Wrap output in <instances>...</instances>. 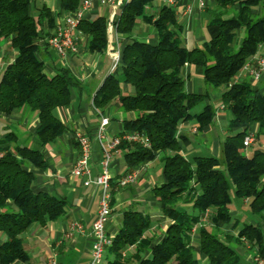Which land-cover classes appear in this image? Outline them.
<instances>
[{"label": "trees", "instance_id": "obj_1", "mask_svg": "<svg viewBox=\"0 0 264 264\" xmlns=\"http://www.w3.org/2000/svg\"><path fill=\"white\" fill-rule=\"evenodd\" d=\"M36 1L0 0V39L16 49L14 59L0 74V112L10 114L25 108L38 119L34 131L37 147L18 143L14 132L0 138V232L5 234L0 264L28 259L22 233L33 223L44 225L58 219L67 209L64 197L31 188L34 175L30 166H46L39 147L52 143L64 129L55 109L69 104L72 88L79 86L66 68L45 73L43 61L37 57V39L46 36L47 40L50 33L42 25L46 20L52 26L54 18ZM82 1L61 0V8L70 13ZM154 1L121 3L112 22L115 30L129 34L140 18L156 31L157 41L127 42L113 73L96 90L93 104L103 111L118 101L123 112L133 113L122 120L120 136L139 132L148 137L149 147L125 139L116 146L127 170L153 158L157 151L162 153L164 180L152 191L169 223L161 239L151 244L152 238L145 235L153 225L150 216L138 210L124 211L118 232L98 264H128L131 259L136 264H257L245 259L241 249L252 252V258L264 259V146L253 145L247 154L243 138L252 123L257 124L253 142L264 135V93L235 77L246 63H253V56L264 46V0H213L205 7L208 40L194 48L184 46L173 6L163 4L154 13L147 11ZM108 26V18L102 15L80 20L77 29L88 35L89 51L106 49ZM185 63L202 67L207 87L223 88L221 98L229 119L221 158L196 155L189 159L180 153L179 124L194 119L201 129L214 116L211 104L192 111L208 93L185 90L180 73ZM119 75L133 86L132 94L122 93ZM233 199L246 200L249 213L257 218L236 219L231 214ZM112 200L111 190V204ZM230 223L236 233L221 229ZM129 247L134 250L127 255Z\"/></svg>", "mask_w": 264, "mask_h": 264}, {"label": "crops", "instance_id": "obj_2", "mask_svg": "<svg viewBox=\"0 0 264 264\" xmlns=\"http://www.w3.org/2000/svg\"><path fill=\"white\" fill-rule=\"evenodd\" d=\"M212 1L173 0L170 3L169 0H156L146 9L154 13L163 4L173 6L177 20L182 26V42L187 48H194L201 47L208 40L205 28V7ZM36 4H44L54 18L52 26H49L46 20L42 25L44 31L51 35L54 28L62 24L67 14L61 8V0H37ZM119 11L118 2L113 6L93 2L84 13L83 18L86 19L102 15L109 20L108 43L102 52L89 51L88 35L79 29L75 33L77 51L67 52L65 56L58 55L47 45L46 36L37 39L39 44L37 57L43 61L45 73L51 75L66 68L79 83L78 87L72 88L70 103L55 109L56 115L64 124L63 132L52 143L39 147L46 159V166L42 168L30 166L34 175L31 186L33 192L44 191L57 197H64L67 200V209L56 220L48 221L44 225L31 224L21 235L28 259L15 260L11 264H45L50 255H55L58 264H90L91 262V224L97 212L101 190L99 185L93 183L101 171L100 160L102 158V147L96 133L101 119L107 117L105 140L117 137L123 131L122 120L133 116L131 112L124 116L120 103L116 100L100 111L93 104V96L104 78L114 71L112 68L114 52H120L131 39L152 44L157 41L156 31L140 18L136 19L134 29L129 34L118 33L112 22L118 17ZM242 34L243 32L240 31L238 36L241 37ZM15 55L16 49L12 48L8 41L0 39V74ZM255 55L264 57V46L259 47ZM180 73L187 92L208 93V96L192 111H200L205 104H211L214 110L212 123L201 129L198 128L194 119L179 124L176 135L179 138L180 153L189 159L204 154L219 157L221 156V143L227 135L229 119V110L221 98L223 88L207 87L203 81L201 66L185 63ZM240 80L248 81L253 89L264 93V71L259 79H254L243 67L235 77V81ZM119 81L123 94L134 92L133 86L124 82L122 75H119ZM37 125L38 119L35 112H30L28 109L22 108L10 114L0 112V138L5 137L7 132H14L18 143L37 147L34 137ZM76 130H81L90 139L88 163L91 182L88 185H84L82 178L72 172L79 153L73 137ZM256 130L257 124L252 123L249 132L255 134ZM253 145L263 147L264 139L262 142L258 140L247 146L245 148L247 154L252 152ZM131 171L136 173L135 181L124 187L117 186L118 178ZM109 175L113 200L112 212L105 225V233L113 238L118 232L122 213L127 210H138L147 213L153 221V225L145 232L146 236L152 238L151 244L159 241L169 223V220L162 214L160 204L152 191L154 186L164 180L162 153L155 152L153 158L142 161L129 171L125 165L123 153L115 148L111 151ZM241 202L246 204V200ZM231 211V214L237 212L236 208ZM221 229L228 233H236V230L232 229V223L222 226ZM4 240L5 234L0 232V243ZM133 250V247H129L125 254L129 255ZM198 257L206 263L204 256L198 255ZM244 257L248 261L252 260L251 256L244 255ZM128 264H136V262L131 259Z\"/></svg>", "mask_w": 264, "mask_h": 264}, {"label": "built area", "instance_id": "obj_3", "mask_svg": "<svg viewBox=\"0 0 264 264\" xmlns=\"http://www.w3.org/2000/svg\"><path fill=\"white\" fill-rule=\"evenodd\" d=\"M127 0H83L81 6L73 12L67 13L62 24H58L52 34L47 38V45L52 48L58 55L65 56L67 52L74 53L77 51L75 33L78 23L84 17L85 11L93 4V2L101 5H119ZM173 0H169L172 3ZM120 52L116 51L112 55V68L114 69L119 62ZM253 63H246L243 67L252 75L254 79H259L264 71V57L254 55ZM108 123V118L103 117L99 124L96 136L102 147V158L100 160L101 171L98 173L93 183L101 187L100 197L96 215L91 224V262L90 264H98L102 261L105 249L111 244L112 238L105 233V225L108 221L111 212V192H110V175L109 163L111 159V151L116 148L121 139L136 141L149 147L148 137L144 133L133 132L124 133L121 136L114 137L110 140H105V126ZM74 140L78 146V157L72 167L74 175L82 178V183L88 185L91 180L89 178V163L90 155V139L81 130H76L73 134ZM254 140V133L249 132L243 138L244 147L249 146ZM136 179V173L131 171L118 178L117 186L124 187L133 183ZM264 228V224H263ZM257 264H264V259L255 256L253 258ZM45 264H58L55 255H50Z\"/></svg>", "mask_w": 264, "mask_h": 264}, {"label": "rangeland", "instance_id": "obj_4", "mask_svg": "<svg viewBox=\"0 0 264 264\" xmlns=\"http://www.w3.org/2000/svg\"><path fill=\"white\" fill-rule=\"evenodd\" d=\"M240 38V37H239ZM198 106L200 104H197ZM195 105L193 107L192 110H195L198 106ZM127 113L124 112V116H126ZM264 139V135L261 136V142L262 140ZM204 155H207V154H204ZM221 158V156H219ZM231 210H237V212H233L232 215L238 219L240 222H243V221H251V220H255L257 217L256 216H253L249 213L248 209H247V205L246 204H242V202L238 199H233L232 203H231ZM232 212V211H231ZM242 253L247 255V256H251L252 258V252L249 253V251L247 249H241ZM253 260V258H252Z\"/></svg>", "mask_w": 264, "mask_h": 264}]
</instances>
